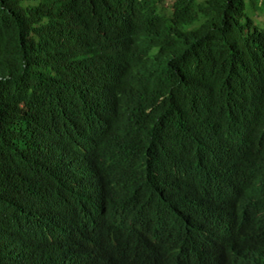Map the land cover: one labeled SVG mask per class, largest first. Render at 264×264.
<instances>
[{"label": "trees", "instance_id": "trees-1", "mask_svg": "<svg viewBox=\"0 0 264 264\" xmlns=\"http://www.w3.org/2000/svg\"><path fill=\"white\" fill-rule=\"evenodd\" d=\"M0 264H264V0H0Z\"/></svg>", "mask_w": 264, "mask_h": 264}, {"label": "rangeland", "instance_id": "rangeland-1", "mask_svg": "<svg viewBox=\"0 0 264 264\" xmlns=\"http://www.w3.org/2000/svg\"><path fill=\"white\" fill-rule=\"evenodd\" d=\"M170 3H166V5L168 6Z\"/></svg>", "mask_w": 264, "mask_h": 264}]
</instances>
